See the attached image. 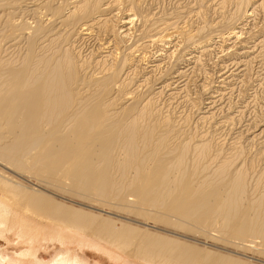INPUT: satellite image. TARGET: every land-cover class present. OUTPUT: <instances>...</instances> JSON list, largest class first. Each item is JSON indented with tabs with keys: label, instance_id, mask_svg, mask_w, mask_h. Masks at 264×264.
I'll list each match as a JSON object with an SVG mask.
<instances>
[{
	"label": "bare ground",
	"instance_id": "obj_1",
	"mask_svg": "<svg viewBox=\"0 0 264 264\" xmlns=\"http://www.w3.org/2000/svg\"><path fill=\"white\" fill-rule=\"evenodd\" d=\"M9 1L0 0V6L6 10L13 8L14 4ZM59 1L49 0L41 5L36 3V0L38 6L34 5L37 8L32 11L30 8L29 12L37 15L36 26H29L27 22L17 26L18 22H15L14 13L11 12H6L4 16L0 15L2 19L4 18L5 24L0 25V264H92L80 254L84 256L91 254L97 259L94 264H101L98 259L103 260V264H206V262L210 264L211 260L212 264H246L231 258L218 257L217 260L209 253L204 257V254L191 245L170 239L166 235L143 231L142 234L139 233V229L130 225L133 220L127 221L128 219L122 217L118 219L121 224V227H118L111 219H104L57 200V197L59 199L64 197L60 198L61 196L54 194L51 189L61 190L68 185L77 192L87 194L83 196L88 198V201L97 197L103 201L119 199L127 205L134 203L141 208L138 207L137 211L135 209L138 216L151 218L157 210H166L167 215L175 216L180 221L176 220L178 223H174L175 228L182 230L189 228H185L183 222L194 221L200 230L211 236V232L226 231L242 241L247 238H264V196H250L248 171L244 167L233 169L234 163L228 158L214 166L213 163L219 160L221 155L219 152L216 156L207 158L211 154L212 144L206 135L199 136V139L204 137V140L205 138L207 140L198 142L199 144L194 143V132L184 141L173 143L177 137H181L182 132L180 136L178 133L174 134L175 131L168 120L164 121L163 127L162 124L158 125V115L155 116L151 111L152 99L148 97L149 100H145L147 91L143 93L145 99L141 94V96L137 94L138 87L143 83L133 91H127L131 84L128 85L125 79L131 76L134 65L131 59L135 58L136 51L141 50L140 47H128V55H124L125 52L123 56L117 53L122 58H116L113 54L120 50L117 49L113 53L106 50L107 45L102 48L106 51H103L101 61L93 57L97 59L96 62L93 59L90 61V57L87 58L82 53L83 50L81 52L78 36L85 32L89 37L95 28L94 25L104 26L103 29L108 26L107 16H111L116 10L111 1L82 0L79 3L76 1L75 4L78 5L70 4L73 7L70 6L67 13H61L64 1L61 0L60 3ZM249 1L237 0L235 11L228 20L224 18V21L227 20L231 25L230 29L218 32L219 34L215 35L217 38L223 40L241 38L242 30L239 32L236 30L239 29L236 24L238 13L245 8L246 18L255 14V9L250 11L252 4ZM14 2L16 5L20 3L19 0ZM23 8L27 9L24 6ZM35 17L33 16L34 19ZM135 20L133 15L132 17L127 15L122 25L125 28L130 25L128 28L131 29ZM218 23L212 26L213 30L220 25ZM165 27L158 29L159 31L168 29V26ZM202 27L204 26H201L194 35L188 32L185 35L184 32L177 30L175 34L167 36L166 43L170 44L169 41L180 33L185 36L181 35L187 42L183 43L184 45L196 44L198 49L201 48L204 50L202 52H205L215 43L216 37H213V31L201 41L200 37H203L206 30ZM128 28L125 31L126 36L128 30L130 31ZM82 38L78 39L81 41ZM162 39L165 40L160 38ZM155 40L154 43L157 42ZM180 40L183 41L181 38ZM22 42L26 43L28 48L25 46L27 48V50L24 48L25 53H22L23 49L21 54L16 51L19 56H23L18 62L11 59V54H16L14 50L19 48ZM136 42H139V38ZM23 46L24 44L21 48ZM256 48L257 46L250 48L247 46L253 54ZM95 54L98 55L97 52ZM199 62L200 59L197 60L198 64ZM244 65L247 64L233 62L226 66L229 69L232 67L228 70L231 73L229 76L231 77L234 72L235 75L238 74ZM225 73L227 72H223V75ZM180 75L184 77L186 73L185 75L180 73L178 76ZM131 80L132 77L130 83ZM135 80H138V77ZM182 81L183 79L181 83ZM135 84L136 81L134 87ZM173 84L162 86L161 92L167 87L171 88ZM142 91L140 89L139 92ZM216 99L215 97L208 99L211 100L208 102V111L220 105L222 100L218 105ZM208 120L210 121L209 118ZM210 123L214 124L213 121ZM261 134L262 132L259 135ZM206 159L212 160L211 162L207 160L210 163H206ZM210 167L214 169L211 170ZM259 188H263L264 192V181L256 182L252 194L256 195V189ZM126 193L130 195L126 197ZM130 197L135 201L130 202ZM78 205L83 207L82 204ZM150 211H154L153 215ZM170 218L168 220H171ZM168 220L163 217L158 222L166 221L165 223L171 224ZM48 228L52 229V233L44 235L43 232ZM68 240L71 241V245L74 243L78 245L76 250L80 253L66 250L57 253L50 261L44 259L41 249H51L52 246L56 248V245L66 247ZM13 245L25 249L6 260L4 254Z\"/></svg>",
	"mask_w": 264,
	"mask_h": 264
},
{
	"label": "rangeland",
	"instance_id": "obj_2",
	"mask_svg": "<svg viewBox=\"0 0 264 264\" xmlns=\"http://www.w3.org/2000/svg\"><path fill=\"white\" fill-rule=\"evenodd\" d=\"M14 1L13 0L9 1L14 4V7L10 8L11 10L8 9L9 11L6 10V8L4 9L3 7L0 6V15L3 14L2 16H4L6 12L7 13L11 12V13H14L15 22H18L17 26L18 24L20 25V23L22 24V22L23 23L27 22L29 26H36L38 24L37 23L38 19L35 16L37 15H35L34 12H33L34 15L29 13L30 8H32L31 9L32 11L34 8H37L38 5L36 3H40L41 5H43L49 0L47 1L37 0V2L36 0H33V1L32 0H28V1L19 0L21 5L20 3H17L16 5ZM62 1H64L63 2L64 4L62 6V10L60 11L61 13L62 12L67 13L68 12L67 9H69L70 6L73 7L75 5H78V3L81 2L82 0H62ZM76 1L78 3L75 4ZM107 1L108 2L111 1V3L115 6L114 8L116 9L112 12L111 16L110 15H108L109 17L107 16V20L109 19L108 20L109 23L107 21L108 26H106L105 29H103L104 26L102 27L100 25H94L95 30L94 29L92 30V32L93 31L94 32L93 33L91 32V35L89 36L90 38L88 37V35H85V32H83L81 36H78V38L83 37L81 41L77 38L78 45L80 46L81 52L83 50L84 52L82 53L86 55L87 58L90 57L89 58L90 61L94 60V62H96L97 59L98 61H101V57L104 56V54L102 53H104L106 50H111L113 53H115L116 50L118 49L117 51L119 50L120 51L116 52L113 55L116 56V58H122L121 56H123V52H125L124 55H128V50H127L128 47H131V48L136 47V46L137 48L140 47L139 49L141 50H138L139 52L136 51L135 58L131 59L132 64H134L133 65L134 69L133 68L131 69V76H128V78L125 79L128 85L131 84V87L130 86L128 87V89L129 88L130 89L127 91H131V90L133 91V89L137 88L140 84L143 83L142 85L138 87L139 91L140 89L141 91L143 89V91L142 92L138 91L137 94L138 95L141 94L144 99L146 96L147 98L149 97L150 100L152 99L151 111H153L155 116L158 115L157 116L158 125L161 126L162 124V127H163L165 124L164 121L168 120L167 122L170 124L171 127H173L175 131L174 134L177 135L178 133L179 135L181 132L182 133L184 132L183 134L181 133V137H177V140L172 141L173 143L174 142L179 143V142H182V140L184 141L186 137L189 138L188 135L191 134L190 136H192L193 132L195 135L194 136L195 144L198 142L201 143V141L202 142L207 141V140L210 141V143L212 144V149H211L210 156L207 158L210 159L216 156L219 152L221 155L219 156V160L213 163L214 166L219 164V162H222L224 159L228 158L232 160L234 163L232 167L233 169L237 170L236 168L241 169V167L242 168L244 167V169L248 171L247 172L248 173L247 183H248V191L250 192L249 193L250 196H255V197L264 196L263 188L256 189V192H255L256 195H253L254 194L253 191H255L256 182L259 180L261 182L264 181V52H263L264 45L262 46V44L264 43V12H263L264 10H262L264 9V6L262 5L264 4V0H252V1L248 0L249 3L252 4L250 11L255 9L254 16L246 18V15H244L245 8H243L240 11V14L238 13L239 18H237L238 22L236 24L239 29H236V30H238L237 32L242 30V33L244 34V35L242 34L241 36L242 39L240 38L239 40H236V38H232L230 40H228L229 38H225L223 40V38L216 37L217 33L218 32L220 33L221 30L223 31L226 29H230L231 25H229V22H227V20L229 19L231 13L235 11L236 9L235 5L237 3V0H107ZM23 2H26V3H23ZM34 4H36L37 6L35 7ZM65 4H67L69 7H67ZM70 4H72L73 6ZM23 6L26 7L27 9L23 8ZM261 6L263 8H261ZM127 15L128 17L129 16L132 17L133 15V18L137 20V21L136 20L134 21L133 25H131V29L128 28L130 27V25H128V27L126 28L124 27V25H122L125 18H127ZM33 16L35 17V19L33 18ZM224 18L225 19L227 18V20L224 21ZM0 19H1L0 25L5 26L3 22L4 18L2 19L0 16ZM218 22L220 23L221 26L217 25L219 26V27L217 26L215 27L217 30L216 29L213 30L214 28L212 26H215ZM35 23L37 24L35 25ZM226 24H228L227 27H226ZM165 26H168L167 27L168 29L159 31L158 28H164ZM201 26H204L202 27L204 29L206 28L205 34L203 33V37L202 36L200 37L201 41L202 40L204 41L213 31H214L213 37H216V39L214 40L215 43H213L211 47L210 46L208 47L210 48L209 50L207 49L208 51L207 50L205 51L207 54L205 52H202L204 50H201V48L198 49L196 44L195 45L189 44L188 46L184 45L185 43L187 44V42L183 40V38L181 37L182 34L180 35V33L177 34L178 36H174L172 40L169 41L170 44L168 42L166 43V41L168 40L167 36L171 34L172 35L175 34L177 30L179 32H184L185 35L187 34V32L189 34L194 35V33H196L198 29L201 28ZM99 28L103 29V31L100 30ZM127 28L130 29V31L128 30V35L126 36L127 32L125 31ZM123 32H124V36H123ZM182 36L185 37L184 35ZM204 36H206V38ZM179 37L183 40L182 42H180L181 40ZM138 38H139V42L135 43V41ZM160 38H165V40L163 39L160 40ZM154 40L157 42L154 43ZM24 42H22L24 44L22 48L21 46L23 44H21L19 48L17 47L18 50L20 49L19 51L17 50V48L14 51L15 52L17 51L19 52V54H21V51H22L21 49H23L22 53H25L28 47L25 45L26 43ZM108 42L113 45L111 44L109 45ZM259 42H261L262 44ZM138 43H140L141 45H139ZM107 45H108V49L103 50L104 47H107ZM253 45L257 46L254 54L252 53V50L247 49V46L248 48H250V47H254ZM25 46L27 48H25ZM141 47H144V48L142 49ZM124 49L126 50L124 51ZM185 50H188V51H185ZM17 52L16 54L13 53L14 55L11 54V59H14L15 61L19 62L21 61L20 59L22 55L19 56ZM96 52L98 55L95 54ZM117 53L122 54V55L120 56ZM201 53H204V54H201ZM249 54L251 57L249 56ZM169 55H171V57ZM93 57L94 58L97 57V59L95 60ZM199 59H200L199 64L201 63L202 65L201 64L199 65L197 63V60L199 61ZM193 61L198 65L194 64ZM190 62L193 64H191ZM233 62L235 63L243 62L244 64H247V65H244L241 68L240 70L241 72L239 71L240 73L237 72L238 74L235 75L236 72H234V74L230 77L229 75L231 73L228 72V70L232 69V67H230L229 69L226 66L231 65ZM244 68L245 69L247 68V69L245 70ZM169 69L173 71H170ZM198 69L199 70L201 69V70L198 71ZM167 71H168V75H166ZM183 71L184 72L186 71L185 72L186 76L184 77H182L181 75L178 76L180 73L182 75H185ZM190 71H193L194 73ZM133 72H136L137 74L136 73L134 74ZM170 72L172 73L171 75H170ZM223 72H227V73L223 75ZM131 77L133 81L131 80V83H130L129 81ZM137 77H138V80H135ZM145 77L147 78V80ZM179 78L183 79L182 83L184 82L185 84L184 83L182 84L181 79ZM178 79L180 82L178 81ZM135 81H136V84H135L136 87H134ZM222 81L223 83H221ZM146 83H148V85H146ZM169 83L170 85L174 83L172 86H170L171 88L174 87V89L172 90L171 88L167 87L166 90L161 92L160 88L162 86H169ZM142 86L143 87L147 86V87H145V90H144ZM175 87H177L178 89ZM208 88L209 89L211 88V89L209 90ZM144 91L145 92L147 91V93H145ZM209 91L212 92L213 95L214 94L215 95L213 96L212 93H209ZM158 92H160L161 94H158ZM143 93L148 94V95H145ZM221 94L223 95L221 96ZM212 97H215L218 99V100L216 99L218 101V105L221 100L222 101L224 100V101L223 102L221 101L219 106L208 111L207 110L208 102L211 101L208 99H211ZM220 97L221 99H219ZM147 98L145 100L148 101L149 98L148 99ZM227 109L229 110V112H227L228 111ZM238 110H240V112ZM211 113H214V114L216 113V114L211 115ZM221 114L223 116H221ZM213 116L215 118L217 117L218 118L214 119ZM208 118L210 119V121L208 120ZM205 120L206 122H202ZM207 120L209 123L213 121L214 124L213 123L209 124ZM261 132L262 134L259 135ZM201 135L202 136L206 135L207 140L206 138L204 140V137L199 139L200 138L199 136ZM209 159H206L205 162L206 163L209 161L211 162L212 159L211 160ZM214 166L212 165V167ZM212 167H210L211 170L214 169V168L212 169ZM51 190L54 194L61 196L60 198L62 197L65 198L64 200V198L59 199L57 197L58 201H61L62 203L70 207H73L76 209H82L86 212H90L94 215H98L104 219H111L112 221L116 223L115 225L118 227H121V224L118 219L122 217L128 219L127 221L133 220L131 221L130 225L133 228L139 229L140 230L139 233L142 234L143 232L144 233L149 232L151 234L166 235L170 237V239H175V240L191 245L192 247L200 251L202 254H204V257L206 253H209L210 255L212 254L213 257H216L217 260H219L218 257H222L224 259L231 258L234 260H239V261H242V263H246V264H264V238L263 239L261 237L260 238L256 237L253 239L247 238L242 241V240H238L235 236L230 235L226 231H221L220 232L221 234L211 232L210 233L212 234L211 236L207 232L200 230V228L194 224V221L193 222L188 221L186 223L183 222L185 225V228L187 227L189 228L187 229L183 228L182 230L180 228H175L176 226L174 223L176 222L178 223L179 220L175 218V216L173 217V216L167 215L166 212L168 211L166 210H164L165 213H163L164 212L163 210L161 211L157 210L156 213H154V211H150V213H152L151 215H153V213L154 215L151 216V218H146V217L137 215V213L135 212V209L136 211L139 210L140 206L134 203H130L127 205L125 204L126 202H121L119 199L115 200L114 198L113 199L111 198V200L103 201L102 199H99L92 195L90 196L95 197L96 199L92 198L93 200L88 201V198L83 196L87 194H84V192H80V191L77 192L74 189L70 188L68 185H66V187L61 190L60 189H54V191L53 189ZM56 190H60V192ZM128 194L126 193L127 195L126 197L130 195ZM82 199H85V200L83 201ZM118 200H119V203L117 202ZM134 201H135L134 198L130 197V202H134ZM78 204H82L83 207L79 206ZM121 204L123 205L124 208L122 207ZM127 206H130V207H127ZM142 209L144 208L142 207ZM159 213L163 215H160ZM166 216H168V218L171 217L170 218L171 220H168ZM160 217L162 218L165 217L168 220V222L171 221V224H169L170 222L165 223L166 221L158 222L159 220H162V218ZM156 219H159V220H156ZM172 220L174 222H172ZM168 224L171 226H169ZM49 228H52V227H49ZM49 228L43 232L44 235H47V234L49 235L52 233V229H49ZM55 247L56 248L52 246L51 249H41L42 256L44 257L46 261H50L57 253H60V251L65 252L66 250H71L73 253H80L76 250L78 249V245H76L75 243L74 245H71V241L69 240L67 241L66 247L65 246L63 247L61 245H56ZM23 248L25 249V247H20V246L16 247L13 245V247H10L9 250L5 252L4 254L5 259L9 260L11 257H14L15 253L16 252L20 253V251L23 250ZM80 255L92 264H94L97 261V259L91 256V254L89 256H84L82 254ZM98 261H101L100 262L101 264L104 263L103 260L101 259H98ZM212 263L213 262L211 260L210 264ZM23 264H26V263H23Z\"/></svg>",
	"mask_w": 264,
	"mask_h": 264
}]
</instances>
